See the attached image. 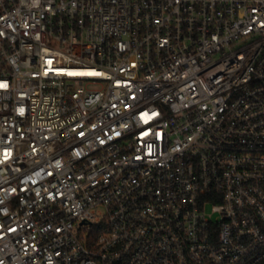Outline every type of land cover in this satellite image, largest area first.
<instances>
[{"label": "built area", "instance_id": "built-area-1", "mask_svg": "<svg viewBox=\"0 0 264 264\" xmlns=\"http://www.w3.org/2000/svg\"><path fill=\"white\" fill-rule=\"evenodd\" d=\"M0 264H264V0H0Z\"/></svg>", "mask_w": 264, "mask_h": 264}]
</instances>
